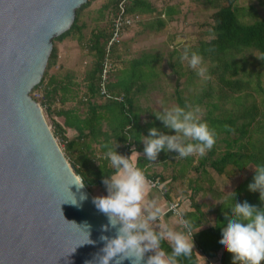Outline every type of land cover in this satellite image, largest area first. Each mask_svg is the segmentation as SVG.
<instances>
[{"label":"trees","instance_id":"trees-1","mask_svg":"<svg viewBox=\"0 0 264 264\" xmlns=\"http://www.w3.org/2000/svg\"><path fill=\"white\" fill-rule=\"evenodd\" d=\"M91 1L86 0L77 7L69 28L52 38L41 79L30 93L42 86L40 105L46 116L52 117V133L58 143L63 142L62 151L67 161L90 192L94 186L106 189L102 177L113 172L109 161L104 158L109 148H115L118 154L125 156L135 150L141 155L133 162L144 171L146 178L159 177L164 194L181 183V194L189 200L190 209L184 211L182 217L191 224L195 245L189 256L177 258L178 264H198L200 252L212 258L219 255L220 264H232V254L219 243L221 228L227 223L225 214L231 215L233 204L244 201L257 208L264 207L259 192H250L247 187L253 182L256 166L264 165V15H259L251 4L240 5L238 0H201L213 9L210 37L197 39L182 51L199 53L210 78L204 79L197 91L185 95L180 78L184 77L181 81L184 86L191 87L199 76L188 66L182 71L178 62L172 63L176 75L173 97L177 106L189 104L204 108L202 119L215 130L216 143L203 157L174 158L176 153L162 150L156 161H150L144 157L142 143L148 130L155 127L160 132L174 135V130L167 129L156 118L155 110L153 120L144 123L140 120L138 100L149 90L157 89L162 54L142 51L109 73L107 90L112 95L121 96L122 100L100 95L98 79L109 31L97 27L84 37V23L79 21V14ZM118 2H103L98 7L99 15L104 18L107 11L112 19ZM256 3L264 10V0H256ZM126 7L128 12L140 16L137 23L143 16H151L142 25L143 29L151 31L161 30L179 13L173 4L157 7L150 0H127ZM71 35L81 45L86 40V48L93 55L91 66L83 74L84 88L80 93L71 71L58 76L49 75L44 82L58 56L55 42ZM252 52L257 54L256 58L251 57ZM110 56L113 62L118 59V45L112 47ZM68 102L73 105H66ZM68 128L73 130L72 136L67 134ZM207 166L217 176L228 180L232 177L227 174L228 168L232 170L231 174L236 171L244 176L230 191L224 192L218 188V179L211 176ZM154 167H158L155 172ZM166 170H169L168 175H165ZM191 170L197 174L187 179ZM204 193H210L206 200L196 199V194ZM161 248L171 253L167 241L161 242Z\"/></svg>","mask_w":264,"mask_h":264},{"label":"water","instance_id":"water-1","mask_svg":"<svg viewBox=\"0 0 264 264\" xmlns=\"http://www.w3.org/2000/svg\"><path fill=\"white\" fill-rule=\"evenodd\" d=\"M85 1L0 0V264H90L115 235L30 94Z\"/></svg>","mask_w":264,"mask_h":264},{"label":"clouds","instance_id":"clouds-1","mask_svg":"<svg viewBox=\"0 0 264 264\" xmlns=\"http://www.w3.org/2000/svg\"><path fill=\"white\" fill-rule=\"evenodd\" d=\"M180 59L187 62L199 77L210 78L199 53L185 49ZM155 116L175 134H165L155 127L148 130L142 143L144 157L150 161H156L162 150L176 153L174 158H187L193 154L203 157L216 143V132L202 119L199 106L166 107L161 102V111ZM114 149L109 148L104 153L113 169L111 175L102 177L107 195L94 197L92 202L108 218L109 225L103 226L102 231L115 229V235L100 236L104 246L90 264H122L125 259H129L130 264H178V257H187L193 251V241L184 231L190 232V222L181 216L178 222L182 230H174L167 224L155 230L152 224L160 218L163 209L155 199L145 202L149 181L144 171L133 162L141 154L133 150L125 156ZM74 184L84 187L83 180ZM247 187L250 192H259V199L264 204V165L256 166L253 182ZM170 208L174 209L175 205ZM230 213L225 214L227 223L221 228L219 243L232 254V264H262L264 207L257 208L244 201L233 204ZM162 241L168 242L170 254L161 248ZM146 253L152 254L145 260Z\"/></svg>","mask_w":264,"mask_h":264},{"label":"rangeland","instance_id":"rangeland-1","mask_svg":"<svg viewBox=\"0 0 264 264\" xmlns=\"http://www.w3.org/2000/svg\"><path fill=\"white\" fill-rule=\"evenodd\" d=\"M106 0H92L91 3L83 8L79 14V21L84 23L83 35L88 37L92 29L97 27H104L109 31L110 27V15L107 11L104 12V18L99 15L98 7ZM153 5L160 7L162 4H173L178 7L179 13L176 14L172 20L167 21L164 28L159 31H151L148 29H143L142 25L146 19L151 16H143L140 22L127 27L124 29L120 43L118 44L119 57L114 62V69H118L123 65V62L135 55L140 54L142 51H155L162 54V61L159 65L160 67V78L158 82L157 89L149 90L144 95L139 97L138 105L141 110L140 120L142 123L153 120L155 110L156 113L161 111V102L166 107H172L176 105L174 101V86L176 75L173 71L172 63L178 62L180 64L182 71L186 68L187 62L182 61L180 57L183 54V47L194 43L197 39L210 37V24L212 22L211 14L213 9L208 5L201 2V0H150ZM240 5L247 6L251 4L256 9L259 15H264V10L257 5L256 0H238ZM57 46V59L53 66L49 68L48 71L53 69L54 74L62 75L67 71H71L74 75V80L78 88L79 93L83 91V81L82 77L92 62L93 55L86 48L87 41L85 40L82 45L77 42L74 36H68L61 42L56 41ZM257 54L252 52L251 57L256 58ZM205 66V64H204ZM184 77L180 78V85L183 86V93L187 95L190 92H195L199 89V85L203 84V78L198 77L195 85L191 87L184 86V82H181ZM183 83V84H182ZM262 83H264V65H263V76ZM200 85V86H201ZM41 85L35 88L30 94L33 96L40 105L42 100V95L40 92ZM66 105H73L71 102L66 103ZM42 112L46 119V122L51 128L50 121L51 116H46L44 113V107L40 105ZM203 111L204 108H201ZM153 113V114H152ZM58 119V116H53V118ZM52 130V129H51ZM175 134V132H174ZM63 144V142H62ZM62 144L59 146L62 149ZM223 148V146H222ZM198 154H193L196 157ZM158 165V164H156ZM208 170L215 178L218 179V188L224 192L230 191L238 181H240L244 173L233 172L231 174V169L228 168L227 174L232 175L231 179L228 180L225 177L217 176L212 168L207 166ZM157 170L158 167H154L152 170ZM169 170L165 171V175H168ZM196 172L189 171L188 178L196 176ZM181 182V181H180ZM179 182V183H180ZM185 184L187 180L184 181ZM178 185H181L178 184ZM208 186L207 184L204 185ZM181 189V188H180ZM94 197L107 195V191L99 186H94L91 190ZM210 193L196 194V199L199 201L206 200ZM207 197V198H206ZM209 200V199H208ZM150 255L152 253H146Z\"/></svg>","mask_w":264,"mask_h":264},{"label":"built area","instance_id":"built-area-1","mask_svg":"<svg viewBox=\"0 0 264 264\" xmlns=\"http://www.w3.org/2000/svg\"><path fill=\"white\" fill-rule=\"evenodd\" d=\"M126 6H127V0H119V2L117 3L116 10L110 22L109 37L105 44V52L102 61V68L98 79L99 94L106 98L112 97L118 100H122V97L110 94L106 86L109 79V73L114 69L113 67L114 62L111 60V56H110L112 47L120 43L124 29L136 24L137 21L140 19V16L138 14L128 12ZM147 180L149 181L148 186L159 188L162 193L165 192V189L162 187V183L160 182L159 177H148ZM171 205H175V208L171 209L170 208ZM178 207H179V201L171 200L168 202L167 210L175 214L177 213L180 214ZM186 233L191 237L192 235L191 231L189 232L186 230ZM198 251H200V249H198Z\"/></svg>","mask_w":264,"mask_h":264},{"label":"crops","instance_id":"crops-1","mask_svg":"<svg viewBox=\"0 0 264 264\" xmlns=\"http://www.w3.org/2000/svg\"><path fill=\"white\" fill-rule=\"evenodd\" d=\"M53 74H54V71H53V69H51L49 71V74L44 78V82L47 80L49 75H53ZM54 119H56V118L54 117ZM57 120L60 121L61 119L60 120L57 119ZM72 133H73V130L68 128L67 134H70L72 136L73 135ZM153 199H155L159 203L160 207L163 209V213L160 216V218L155 223L152 224V227L155 230H159L160 225L167 224L170 228H172L174 230H178V231L182 230L181 225L178 222L180 219V216H178L177 214L167 210L168 202L171 200L179 201L178 209H179L181 216H182V213L184 211L190 209L189 200L182 196L180 185L177 184L176 188L173 189L168 194L162 193L159 188H154V187L148 186V189L146 192L145 202L151 201ZM205 226H206V224L203 226H200L199 228H203ZM184 231L186 232V230H184ZM186 235H188V234L186 233ZM188 237H189V239L191 238L193 241V237H190L189 235H188ZM193 245H195L194 241H193ZM198 255H199L198 256L199 257L198 264H220L219 255L216 257H213V258L205 256L201 252L198 253Z\"/></svg>","mask_w":264,"mask_h":264}]
</instances>
